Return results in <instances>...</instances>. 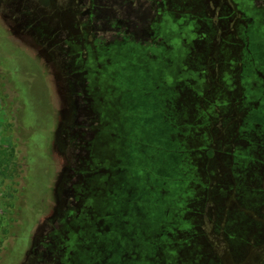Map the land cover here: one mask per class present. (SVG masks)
<instances>
[{
    "label": "rangeland",
    "instance_id": "1",
    "mask_svg": "<svg viewBox=\"0 0 264 264\" xmlns=\"http://www.w3.org/2000/svg\"><path fill=\"white\" fill-rule=\"evenodd\" d=\"M95 1L0 0V264H264V0Z\"/></svg>",
    "mask_w": 264,
    "mask_h": 264
},
{
    "label": "trees",
    "instance_id": "2",
    "mask_svg": "<svg viewBox=\"0 0 264 264\" xmlns=\"http://www.w3.org/2000/svg\"><path fill=\"white\" fill-rule=\"evenodd\" d=\"M126 2L125 0H98L93 3V8L100 18L106 17L107 19H113L114 16L120 17L119 21L115 19L114 22L118 29L125 33L130 29H136L137 25L141 24L143 18H145V12L144 10H140L138 7L139 4L136 7H132L130 3ZM14 157L15 152L0 146V167L8 168L10 163H13ZM172 189H174L172 193H174L176 189L177 192L174 194L180 193V187L178 185H175ZM152 211L155 216L159 215L160 217V213L157 209Z\"/></svg>",
    "mask_w": 264,
    "mask_h": 264
},
{
    "label": "flooded vegetation",
    "instance_id": "3",
    "mask_svg": "<svg viewBox=\"0 0 264 264\" xmlns=\"http://www.w3.org/2000/svg\"><path fill=\"white\" fill-rule=\"evenodd\" d=\"M139 1H135V3L134 4H132V3H130L131 5H132V7H134V5H135V7H136V5H138L139 3H138ZM140 10H142V9H140ZM143 11V10H142ZM147 120L148 121H150L151 120V118L150 117H147ZM158 129H159V133H161V134H163V132H166L167 131V127H158ZM169 155H166V154H164L163 152L162 153H160V160H159V163L161 164V163H163V160H164V157H168ZM171 156V155H170ZM173 157V156H172ZM172 157H168V159L170 160V159H172ZM174 159H173V161H171V164H177V163H179V161L178 160H180L181 159V156L179 157L178 156V158L177 157H173ZM157 161V160H156ZM158 162V161H157ZM181 163H182V161H181ZM181 186L182 185H180L179 187L181 188ZM174 189H172L171 191H170V195L169 194H167V197H165V198H161V199H159V196H156L155 198L154 197H152V199L154 198V199H156V200H158V201H160L161 200V202L163 201L164 203H166V201H168V197L169 196H171V197H173V194L175 193V192H177V189H176V191L174 192V193H172V191H173ZM152 194L151 193H149V196H151ZM169 195V196H168ZM163 208V207H162ZM161 208V209H162ZM157 209H159V208H157ZM159 211V213H160V216H161V218L163 217L164 219L165 218H167L168 219V217H172V213L170 214V213H168V212H166L165 210H164V208L162 209V210H158ZM162 212H164V213H162Z\"/></svg>",
    "mask_w": 264,
    "mask_h": 264
}]
</instances>
